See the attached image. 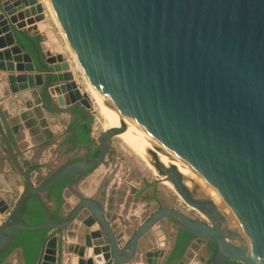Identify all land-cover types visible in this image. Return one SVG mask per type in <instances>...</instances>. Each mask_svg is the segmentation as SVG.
Returning <instances> with one entry per match:
<instances>
[{
    "label": "water",
    "instance_id": "water-1",
    "mask_svg": "<svg viewBox=\"0 0 264 264\" xmlns=\"http://www.w3.org/2000/svg\"><path fill=\"white\" fill-rule=\"evenodd\" d=\"M46 1L116 128L79 141V128L94 122L91 104L61 47L53 40L42 41L37 25L44 17L41 3L0 0V49H5L0 71L7 72L3 80L13 92L41 87L38 102L43 105L34 107L36 113L81 114L84 118L68 132L76 147L86 149L85 155L34 180L33 169L22 164L0 121L9 158L24 179V191L13 208L0 195V212H8L0 226V257L10 250L17 232L49 228L37 264H128L141 250L142 239L157 224L171 220L183 240L188 234L215 244L204 264H255L251 257L264 264V0ZM17 31L40 38L39 62L24 49ZM53 95L61 107L51 108ZM120 133L206 219L157 202L123 242L103 204L79 189L106 162L111 139ZM62 181L77 202L59 219L50 213L45 196ZM32 197L46 214L44 222L30 224L25 218ZM219 200H226L248 232L225 226ZM76 219L83 222L85 242L64 256L58 235ZM188 251L175 263L186 264ZM159 254L154 250L147 256Z\"/></svg>",
    "mask_w": 264,
    "mask_h": 264
},
{
    "label": "crops",
    "instance_id": "crops-1",
    "mask_svg": "<svg viewBox=\"0 0 264 264\" xmlns=\"http://www.w3.org/2000/svg\"><path fill=\"white\" fill-rule=\"evenodd\" d=\"M3 50L5 49H0V52ZM0 76V121L22 164L26 168L33 169L34 180H39L41 176L48 175L69 160L86 153L85 148L74 145L72 136L68 132L77 119L75 113H52L46 109H40L39 113H36L34 107L43 105L38 102L42 95V88L13 92L9 82L3 80L7 72L0 71ZM52 99L51 108L61 107L55 95ZM105 163L92 170L80 184L79 189L85 196L96 198L103 204L112 225L120 230L121 239L125 242L132 229L144 220H140L136 214L138 202L149 199L153 208L157 202L168 205L169 196L167 194L155 196L158 183H163L160 178L150 181L144 178L145 176L139 177L131 171L119 173L118 170L121 169L116 168L117 165L105 170L103 167ZM23 191L24 179L14 168L0 134V195L13 208ZM45 198L49 203L50 199L47 196ZM63 199L62 215L65 216L75 205L77 198L65 189ZM7 214L8 212H0V226L8 216ZM168 221L161 223L164 226L163 231L156 225L151 235L142 239L141 250L135 260L128 264H167L178 238V234H174L173 237L167 234ZM82 227V220L76 219L67 232L58 235L64 256L72 254L76 247L84 245L85 239L81 238L84 234ZM154 250L160 252L159 256H147L148 252ZM203 256L202 246L196 248L190 245L188 254L184 258L187 261L186 264L194 262L201 264L204 261ZM150 258L156 262L149 261ZM3 264H24L23 250L16 248Z\"/></svg>",
    "mask_w": 264,
    "mask_h": 264
},
{
    "label": "rangeland",
    "instance_id": "rangeland-1",
    "mask_svg": "<svg viewBox=\"0 0 264 264\" xmlns=\"http://www.w3.org/2000/svg\"><path fill=\"white\" fill-rule=\"evenodd\" d=\"M39 2L43 7V15H44L43 20L37 23L42 41L53 40L57 43V45L61 47L62 49L61 53L65 55L67 62L70 65L69 71L74 76V80L82 96L89 101L88 102L89 105L91 104L89 111L94 115V122L91 124V133L94 135L95 138H98L100 133L103 131L101 125V123H103V120L99 111V105L96 102L92 93L90 92L86 83V79L84 78L82 72L77 68L76 63L67 48V43L65 42L64 36L60 33V30L48 6L46 5L44 0H39ZM50 44L52 45L53 43L51 42ZM121 140L122 139L118 136L117 137L115 136L111 139L112 151L108 155L107 162L103 166L105 170L106 169L109 170L112 167H114V165H117L116 168L121 169L118 170L120 171L119 173H126L127 171H131L139 175V177L145 176L144 178L149 179L150 181L151 180L154 181L155 178H160L157 174L154 173V171L148 166V164L140 156L135 154L127 146V144L123 140L122 141ZM164 194H167L169 196V199L167 201L168 205L184 211L186 214H188L190 217L194 219L204 220V218L200 216L203 214L199 210L187 205L180 196H178L171 188H169L164 183H158L155 196H164ZM137 207L138 210L136 214L138 215V218L140 220L145 219L148 216V214L153 210L151 200L149 199L148 200L144 199L142 200V202H138ZM168 222H169V231L167 232V234H170L173 237L174 234L177 233V227L173 224L171 220H169ZM157 228L161 231L164 230V226L161 225V223H159V225L157 224ZM193 264H200V263L194 262Z\"/></svg>",
    "mask_w": 264,
    "mask_h": 264
},
{
    "label": "trees",
    "instance_id": "trees-1",
    "mask_svg": "<svg viewBox=\"0 0 264 264\" xmlns=\"http://www.w3.org/2000/svg\"><path fill=\"white\" fill-rule=\"evenodd\" d=\"M17 39L21 42L22 46L26 51H29L37 63L42 59V52L40 49V38L38 36H30L27 32L17 31ZM81 118H84L79 114ZM91 138V125L85 124L82 125L78 130V139L79 141L85 142ZM67 181H62L59 184L53 186L47 193L46 196L50 199L48 203L46 201L47 207L55 218H63L62 209L64 204L63 193L66 189ZM26 220L30 224H38L44 222L47 217L46 214L36 199L32 197L29 201L28 209L25 215ZM51 230L49 228H43L38 230H21L17 232V239L10 248L8 252L0 257V264H3L5 259L16 249L21 248L23 250L24 264H37V261L40 257L41 249L46 243ZM188 242V235L184 240H182V235L179 234L175 249L173 254L169 259V263L173 259L182 258L185 253L186 244ZM226 264H232V262H227Z\"/></svg>",
    "mask_w": 264,
    "mask_h": 264
},
{
    "label": "bare ground",
    "instance_id": "bare-ground-1",
    "mask_svg": "<svg viewBox=\"0 0 264 264\" xmlns=\"http://www.w3.org/2000/svg\"><path fill=\"white\" fill-rule=\"evenodd\" d=\"M45 1V3H46V5L48 6V8H49V10H50V12H51V14H52V16L54 17V15H53V13H52V11H51V9H50V7H49V5H48V3H47V1L46 0H44ZM54 19H55V17H54ZM55 22H56V24H57V26H58V28H59V25H58V23H57V21H56V19H55ZM59 30H60V28H59ZM60 33L62 34V32H61V30H60ZM63 35V34H62ZM2 36V35H1ZM65 39V38H64ZM66 42V41H65ZM67 48H68V50H69V52H70V54H71V56L73 57V55H72V53H71V51H70V49H69V47H68V45H67ZM73 59H74V57H73ZM74 61H75V59H74ZM75 63H76V61H75ZM76 65H77V63H76ZM77 68L80 70V68H79V66L77 65ZM81 71V70H80ZM85 78V77H84ZM86 83H87V81H86ZM87 86H88V88H89V90H90V92L92 93V95L94 96V98H95V100H96V102L98 103V105H99V111H100V114H101V117H102V120H103V123H101V125H102V128H103V130H105V129H109V128H116V126L113 124V122L110 120V118L108 117V115L106 114V112H105V110H104V108L102 107V105H101V103H100V101H99V99L97 98V96H96V94L94 93V91L91 89V87L89 86V84L87 83ZM118 137H120L126 144H127V146L135 153V154H137L138 156H140L147 164H148V166L154 171V173L155 174H157L159 177H160V179L163 181V183L165 184V185H167L169 188H171L177 195H178V193L176 192V190H175V186H174V184L170 181V180H168L165 176H161V175H159V172H158V170H157V168L154 166V164H153V162H151L143 153H142V151L137 147V146H135V145H133L132 143H130L121 133L119 134V135H117ZM116 136V137H117ZM121 140V141H122ZM179 196V195H178ZM217 204H219V205H221V209H223V214L226 216V218H227V223H226V227L227 228H231V229H242V230H244V231H247V228H246V226H245V223L243 222V220L238 216V214L235 212V210L226 202V200H219L218 201V203ZM191 208V207H190ZM193 209V208H192ZM195 210V209H194ZM196 211V210H195ZM194 214V213H193ZM202 218H206V216L205 215H200ZM248 232V231H247ZM237 243H239V242H237ZM251 259L253 260V262L255 263V264H263L262 262H259V261H257V260H255L253 257H251ZM45 264H47V263H45Z\"/></svg>",
    "mask_w": 264,
    "mask_h": 264
},
{
    "label": "flooded vegetation",
    "instance_id": "flooded-vegetation-1",
    "mask_svg": "<svg viewBox=\"0 0 264 264\" xmlns=\"http://www.w3.org/2000/svg\"><path fill=\"white\" fill-rule=\"evenodd\" d=\"M76 115H77V117H76L77 119L75 120V123L83 119L79 116V114H76ZM176 234L179 235V234H181V232L179 230H177ZM182 240H183V238H182ZM190 245H192L193 247H196V248L199 247L200 245L202 246V250L204 253V256H203L204 261L202 264H204V262H206L209 259V257L213 254V252L215 250V244L214 243L201 242L200 240L193 239V237L191 235H188V242L186 244V249L189 248ZM186 249H185V251H186ZM173 252H174V250H173ZM173 252H172V254H173ZM170 257L167 260V264L169 262ZM176 260L177 259H173L171 261V263H169V264H174L176 262ZM227 262H229V261H226L224 264H226ZM230 262H232V264H240L239 262H235V261H230Z\"/></svg>",
    "mask_w": 264,
    "mask_h": 264
}]
</instances>
